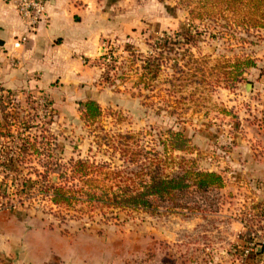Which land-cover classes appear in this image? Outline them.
<instances>
[{"label":"rangeland","instance_id":"obj_1","mask_svg":"<svg viewBox=\"0 0 264 264\" xmlns=\"http://www.w3.org/2000/svg\"><path fill=\"white\" fill-rule=\"evenodd\" d=\"M195 1L135 0L131 14L139 21L137 28L127 36L104 39L94 60H80L87 69L81 73L85 79L77 85L72 83L70 72L74 67L66 61L64 69L68 71L62 73L69 75L60 76L49 75L52 71L46 68L19 75L18 58L0 60V144L6 152L18 154V160L32 169L24 175L32 173L33 180L39 182L33 173L42 176L51 168L50 182L65 184L71 179V159L90 160L97 165L111 158L113 167L120 165L118 154L105 139L138 134L143 145L158 148V140L179 130L190 140L191 154L187 158L194 160L199 169L225 178V188L218 192L219 200L214 201V213L205 215L210 219L204 217L203 223L183 234L186 238L180 243V220L190 221L202 215L189 219L181 215L148 217L99 207L89 213L85 204L81 205L84 213L77 214L42 200L40 194H49L50 189L45 182L41 187V180L39 192L29 200V208L38 216H71L88 222L92 217L91 222L104 225V212L117 219L105 225L139 232L141 245L143 239L146 245L154 242V230L164 237L172 230L177 237L169 245L156 241L159 255L168 254V249L173 255L181 246L194 263L195 246L189 245L206 244L212 240L209 232L214 231V238L226 248L227 235L233 229L223 216L238 219L251 204L260 205L259 198L255 203L252 188L263 181L238 165L246 163L247 150L264 147V31L222 34L223 30L205 23L191 22L188 12ZM187 30L195 41L192 46L181 36ZM189 54L192 59L206 62L208 69L235 56L249 57L255 66L244 71V80L235 87L223 80L203 86L195 83L199 82L198 73L182 67L189 61ZM156 65L159 71L153 74ZM141 75L145 77L139 81ZM88 99L101 109V116L92 122L81 117L78 106ZM239 198L242 207L238 206ZM234 244L236 248L241 246ZM234 254L237 264L239 256ZM147 256L140 255L137 261L142 263ZM198 257L201 260L202 255Z\"/></svg>","mask_w":264,"mask_h":264},{"label":"crops","instance_id":"obj_2","mask_svg":"<svg viewBox=\"0 0 264 264\" xmlns=\"http://www.w3.org/2000/svg\"><path fill=\"white\" fill-rule=\"evenodd\" d=\"M16 2L0 0V60L18 58L20 66L16 72L19 75L42 72L45 68L52 71L49 75H69L62 73L68 71L64 69L66 61L74 67L70 72L74 78L72 83L77 85L85 79L81 73L87 69L80 60H94L104 39L127 36L139 25L131 14L135 0H50L45 17L27 42L21 49H14V37L24 29L16 11ZM258 149L247 150L246 163L238 166L257 174L264 186V147ZM260 184L252 188L255 203L259 198V204L264 201ZM239 199L238 206L242 207V199ZM210 217L180 220L181 230H185L179 231L180 243L203 218ZM223 217L231 222L233 229L227 235L226 248L223 242L214 238V231L209 232L211 241L189 245L195 246L197 261H201L191 263L181 246L173 255L170 249L168 254L159 255L161 251L157 242L169 245L170 241L176 240L177 233L172 230L165 237L154 230V242L146 245L143 239L141 245L139 232L130 233L118 226L99 225L82 219H66L58 224L53 216H38L30 208L1 209L0 264H235L232 247L236 242L244 243L242 237L246 232L237 216ZM147 254L146 261H137L140 255ZM201 255L200 260L198 256ZM255 259L264 264V252H259Z\"/></svg>","mask_w":264,"mask_h":264},{"label":"trees","instance_id":"obj_3","mask_svg":"<svg viewBox=\"0 0 264 264\" xmlns=\"http://www.w3.org/2000/svg\"><path fill=\"white\" fill-rule=\"evenodd\" d=\"M188 13L191 22L205 23L213 29L223 30L222 34L249 35L264 31V0H196ZM181 36L187 45L195 43L188 30ZM189 56L191 62L182 67L198 73L199 82L195 83L203 86L220 84L223 80L226 85L235 87L244 80V71L255 66L249 57L235 56L233 60L222 59L208 69L206 62L192 59L191 54ZM101 59L106 60L107 57L102 56ZM158 71L159 65H156L152 73ZM144 77L141 75L139 81ZM78 106L85 121L92 122L101 116L100 106L91 99L79 102ZM168 135L158 140V148L143 145L138 134H119L114 139H105L109 148L118 154L120 165L113 167L111 158L97 165L90 160L71 159V179L65 184L51 183L48 176L53 170L45 168L41 179L49 185L52 204L77 214L84 213L81 208L84 204L89 213L98 207L111 212L118 210L126 215H181L184 219L214 213V201L219 200L218 192L225 188V178L219 173L199 169L194 160L187 158L191 154L190 140L183 132L170 131ZM19 157L9 158L7 166L16 170L15 165L23 163ZM70 182L72 185L68 187ZM103 214L104 225L117 220L116 216ZM65 218L60 216L61 220ZM91 218H88L90 222ZM242 238L244 242L250 241V232Z\"/></svg>","mask_w":264,"mask_h":264},{"label":"built area","instance_id":"obj_4","mask_svg":"<svg viewBox=\"0 0 264 264\" xmlns=\"http://www.w3.org/2000/svg\"><path fill=\"white\" fill-rule=\"evenodd\" d=\"M50 0H17L16 11L19 15L22 24L23 31L19 36L14 37L13 48L21 49L29 39V35L35 31L37 26L45 17L46 7ZM1 140V139H0ZM1 145V144H0ZM0 204L1 209L16 210L17 208H28L29 200L37 192V188L40 182L42 187L41 175L33 173L36 178L33 180L32 173L24 175L25 171H32L27 168L25 163H18L16 170L9 168L7 162L9 158H16L14 153L6 152V150L0 147ZM261 190L264 191V186L260 184ZM263 187V188H262ZM264 193V192H263ZM43 196L42 200H47L51 207L57 209L52 204L51 194H40ZM29 204V205H28ZM59 209V208H58ZM243 216H238V221L246 233L250 232V241L240 244L241 246L233 245V254L236 253L239 256L237 264H263L262 261H257L255 258L259 252H264V201L258 205L248 206L244 209ZM68 219V216H65ZM55 222L62 224L65 220H61L60 216H54Z\"/></svg>","mask_w":264,"mask_h":264}]
</instances>
